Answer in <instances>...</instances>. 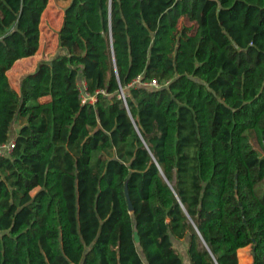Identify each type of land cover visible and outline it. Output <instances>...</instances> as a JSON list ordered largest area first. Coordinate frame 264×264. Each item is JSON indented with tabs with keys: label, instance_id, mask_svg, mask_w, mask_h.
Here are the masks:
<instances>
[{
	"label": "trees",
	"instance_id": "obj_1",
	"mask_svg": "<svg viewBox=\"0 0 264 264\" xmlns=\"http://www.w3.org/2000/svg\"><path fill=\"white\" fill-rule=\"evenodd\" d=\"M49 2L0 0V264H264V0H70L17 90Z\"/></svg>",
	"mask_w": 264,
	"mask_h": 264
},
{
	"label": "rangeland",
	"instance_id": "obj_2",
	"mask_svg": "<svg viewBox=\"0 0 264 264\" xmlns=\"http://www.w3.org/2000/svg\"><path fill=\"white\" fill-rule=\"evenodd\" d=\"M47 10L42 16L41 34L43 36L41 57L45 58L47 52L49 56H55L60 52L59 47V30L64 20V9L70 3V0H50ZM111 60V59H110ZM251 246H248L244 251H240V264H252Z\"/></svg>",
	"mask_w": 264,
	"mask_h": 264
},
{
	"label": "crops",
	"instance_id": "obj_3",
	"mask_svg": "<svg viewBox=\"0 0 264 264\" xmlns=\"http://www.w3.org/2000/svg\"><path fill=\"white\" fill-rule=\"evenodd\" d=\"M50 2H49V4H50ZM42 44H43V36L41 34V36H40V47H39L38 52L31 57L19 59L18 61L15 62L13 67L8 71V76H9L12 84L14 85V87L17 90H20L21 82L24 79V77L26 75H28L29 73L34 72L41 62L51 61L53 59L54 56H49V52H47L45 58L41 57V52L44 50V49L42 50ZM83 83H84V81H83ZM18 129H19V124L14 123L12 126V130H11L12 138H14L17 135ZM174 244L180 250V252L183 256V259H184V263L190 264V260H189L188 254H187V240L178 241V240L174 239ZM245 248L246 247L239 249V251H238L239 256H240V251H244Z\"/></svg>",
	"mask_w": 264,
	"mask_h": 264
},
{
	"label": "built area",
	"instance_id": "obj_4",
	"mask_svg": "<svg viewBox=\"0 0 264 264\" xmlns=\"http://www.w3.org/2000/svg\"><path fill=\"white\" fill-rule=\"evenodd\" d=\"M133 85H143L151 88H160L162 86L156 79H152L150 81H143L141 77H138L130 84V86ZM80 89H81L82 101L84 103L85 102L94 103L97 100L96 94H91L86 90L85 82L83 83ZM102 92H104V90H102ZM120 97L124 101H126V94L123 89H121ZM15 145H16L15 139H11L9 142L6 143H2V144L0 143V155L3 156L10 154L15 148Z\"/></svg>",
	"mask_w": 264,
	"mask_h": 264
},
{
	"label": "water",
	"instance_id": "obj_5",
	"mask_svg": "<svg viewBox=\"0 0 264 264\" xmlns=\"http://www.w3.org/2000/svg\"><path fill=\"white\" fill-rule=\"evenodd\" d=\"M66 10H67V7L64 9V12H66ZM113 56H114V54H113ZM126 194H127L130 210L133 211L134 210V206H133V203H132V200H131V196H130L128 187L126 188Z\"/></svg>",
	"mask_w": 264,
	"mask_h": 264
}]
</instances>
